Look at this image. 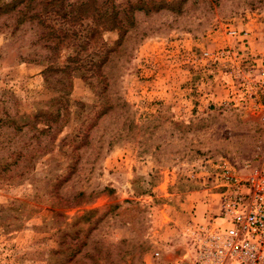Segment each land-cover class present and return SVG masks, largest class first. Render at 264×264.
<instances>
[{"label": "rangeland", "instance_id": "1", "mask_svg": "<svg viewBox=\"0 0 264 264\" xmlns=\"http://www.w3.org/2000/svg\"><path fill=\"white\" fill-rule=\"evenodd\" d=\"M229 28L264 54V0H0V264H195L217 167L264 151L245 63L201 61Z\"/></svg>", "mask_w": 264, "mask_h": 264}, {"label": "built area", "instance_id": "2", "mask_svg": "<svg viewBox=\"0 0 264 264\" xmlns=\"http://www.w3.org/2000/svg\"><path fill=\"white\" fill-rule=\"evenodd\" d=\"M228 35L243 44V55L232 48L209 50L201 61L232 67L245 63L243 70L235 71L237 90L264 122V54L252 49L249 30L229 28ZM256 159L243 172L227 161L217 167L214 213L198 222L193 232L195 264H264V151Z\"/></svg>", "mask_w": 264, "mask_h": 264}, {"label": "trees", "instance_id": "3", "mask_svg": "<svg viewBox=\"0 0 264 264\" xmlns=\"http://www.w3.org/2000/svg\"><path fill=\"white\" fill-rule=\"evenodd\" d=\"M108 21H110V23H112V25H113V23H116V21H118L117 20V16H114V17H111ZM114 25H116V24H114ZM107 27H109V26H107ZM114 28H116V26H113V28H110L111 30L112 29H114ZM86 195L84 194V193H81V194H79V197L78 198H81V199H83L84 197H85ZM78 202L77 203H80L79 201V199L77 200ZM94 214H96V211L95 210H92V211H88L84 216H83V218L84 219H88V217H90V216H93Z\"/></svg>", "mask_w": 264, "mask_h": 264}]
</instances>
